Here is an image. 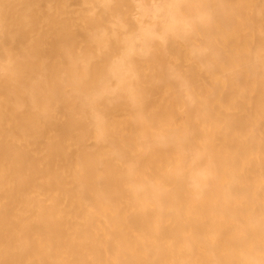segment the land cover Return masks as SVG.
<instances>
[{
    "label": "bare ground",
    "instance_id": "1",
    "mask_svg": "<svg viewBox=\"0 0 264 264\" xmlns=\"http://www.w3.org/2000/svg\"><path fill=\"white\" fill-rule=\"evenodd\" d=\"M0 264H264V0H0Z\"/></svg>",
    "mask_w": 264,
    "mask_h": 264
}]
</instances>
